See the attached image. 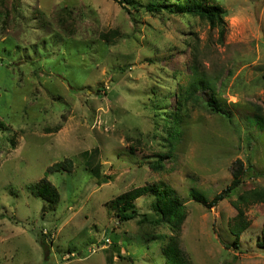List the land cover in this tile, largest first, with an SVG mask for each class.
<instances>
[{
    "label": "rangeland",
    "instance_id": "obj_1",
    "mask_svg": "<svg viewBox=\"0 0 264 264\" xmlns=\"http://www.w3.org/2000/svg\"><path fill=\"white\" fill-rule=\"evenodd\" d=\"M157 1L0 0V264H166L157 195L135 201L134 219L115 209L127 190L161 184L184 202L190 264H264V203L247 210L241 251L222 241L231 202L264 187V130L247 119L264 118V0H206L226 11L216 26L147 10ZM196 67L215 84L186 106ZM214 96L232 121L207 106ZM238 160L253 171L228 198L190 197L209 203ZM44 177L58 198L38 197Z\"/></svg>",
    "mask_w": 264,
    "mask_h": 264
},
{
    "label": "trees",
    "instance_id": "obj_2",
    "mask_svg": "<svg viewBox=\"0 0 264 264\" xmlns=\"http://www.w3.org/2000/svg\"><path fill=\"white\" fill-rule=\"evenodd\" d=\"M119 2L133 3L134 0H117ZM171 4V6H169ZM167 9L168 13L171 14H188L193 16H198L204 20L209 21L213 26L221 25L224 23V16L226 14L225 9L218 3H206V0H163L157 2H151L147 6V10L150 12H158ZM196 67L194 69L195 78L190 82L186 92L182 94L181 99L184 103L194 100L195 103H199L200 98L197 97V93L203 89H212L214 84L204 73H199ZM208 107L210 110L218 113L224 114L227 118L232 121L230 113L226 111L222 105H220L219 100L216 96L212 98V101L208 102ZM172 116H169L171 121L168 122V127H173L174 120L172 119L178 115V111L174 112ZM249 123L258 129L264 130V118H260L257 115H252L247 117ZM168 137L174 139L172 132H167ZM170 145V144H169ZM173 149L170 145L169 151ZM88 154L84 152L83 155ZM170 154V153H169ZM169 154L166 156L172 157ZM72 160L57 162L54 165L48 167L46 170V176L54 171L70 170L72 168ZM237 166L233 171V180L230 185H228L221 193L216 194L214 198L208 203L207 197L203 193L191 191L190 197L206 206L216 205L220 201L229 197L230 193L237 187L241 186L245 179L249 176V171H253L252 165L244 170L243 163L241 160L236 162ZM34 191L38 197L44 199H56L58 198V193L54 186L51 184L47 177H44L40 183H37L33 187ZM153 191L152 193L157 195V204L154 205L159 211L160 221L162 225L168 228L170 235L163 245L162 253L166 258V264H190L189 258L183 249L180 247V236L182 231L183 223L187 218L186 208L184 202L181 201L180 196L177 192L170 186L166 184H161L160 186H139L127 190L115 199V209L118 218L121 221H127L136 218L139 213L136 209L135 201L141 196ZM233 207L236 209L237 213L235 217L228 223V229L230 235L233 237L232 241L222 238L225 246L229 249L233 248L235 250L241 251V240L240 237L244 232L247 231L250 222L247 216V210L250 206L257 203H264V187H254L245 190L232 202ZM258 245L264 250V226L262 228V236L258 241ZM45 246V245H44ZM46 248V246H45ZM50 254L49 248H46V258L48 259Z\"/></svg>",
    "mask_w": 264,
    "mask_h": 264
},
{
    "label": "built area",
    "instance_id": "obj_3",
    "mask_svg": "<svg viewBox=\"0 0 264 264\" xmlns=\"http://www.w3.org/2000/svg\"><path fill=\"white\" fill-rule=\"evenodd\" d=\"M107 241H108V239L105 242H103V243H106Z\"/></svg>",
    "mask_w": 264,
    "mask_h": 264
}]
</instances>
